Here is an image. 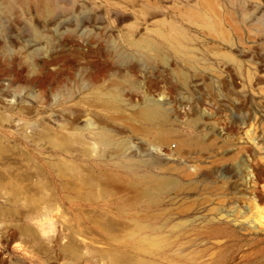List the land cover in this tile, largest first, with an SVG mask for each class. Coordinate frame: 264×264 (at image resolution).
Listing matches in <instances>:
<instances>
[{
	"label": "rangeland",
	"instance_id": "1",
	"mask_svg": "<svg viewBox=\"0 0 264 264\" xmlns=\"http://www.w3.org/2000/svg\"><path fill=\"white\" fill-rule=\"evenodd\" d=\"M176 30L184 51L162 37ZM76 126L88 157L50 141ZM125 158L155 163L131 171ZM60 160L101 179L98 200L34 198L40 178L70 193ZM147 172L141 195L129 184ZM71 230L78 255L64 250ZM114 256L264 264V0H0V264Z\"/></svg>",
	"mask_w": 264,
	"mask_h": 264
},
{
	"label": "bare ground",
	"instance_id": "2",
	"mask_svg": "<svg viewBox=\"0 0 264 264\" xmlns=\"http://www.w3.org/2000/svg\"><path fill=\"white\" fill-rule=\"evenodd\" d=\"M44 2V1H43ZM200 19V20H199ZM198 20L201 22V23H203L204 25H206V26H209V27H213L214 26V22H213V20H212V18L209 16V15H207V14H205V13H202V12H200L199 11V14H198ZM175 25V24H174ZM177 31V33H178V38H176V36H174V35H170L169 33H167V34H164V35H162V37L167 41V42H169V43H171V44H173L174 46H176V47H178V49H182L183 51H184V49H185V46H184V44L181 42V40H179V39H184V38H186V35L182 32V31H180V30H176ZM128 35V34H127ZM129 36V35H128ZM140 38H142V37H140ZM143 39V38H142ZM144 43H147V41H144L142 44H144ZM183 46V47H182ZM158 56H159V54H158ZM116 93V92H115ZM116 94H118V93H116ZM98 104V103H97ZM100 104H103V103H99V105ZM150 104H153L152 103V101L150 102ZM102 107H103V105H102ZM106 107V106H105ZM135 115V114H134ZM128 116V115H127ZM136 116V115H135ZM137 117V116H136ZM117 118V117H116ZM142 120V119H141ZM128 124H130V123H128ZM130 125H132V127H134L133 126V124L131 123ZM135 125V124H134ZM136 126V125H135ZM137 127H138V125H137ZM80 128H82V127H80ZM80 128L79 127H75L74 129H78L79 130V133H77V132H73L72 134H64V135H62V136H49L51 139H50V141L52 142V144H53V146L54 147H57V148H59L60 150H62V151H70V150H72V148H73V145L74 144H78L79 145V147L83 150V152H84V154L88 157V149H89V146H88V141L86 140V136H87V134L84 132V134L82 133V132H80ZM85 128V127H84ZM140 128V127H139ZM165 128V127H164ZM86 130H87V133H88V126L85 128ZM135 129V128H134ZM137 129V128H136ZM86 130H84V131H86ZM140 130H141V132H143V131H145V130H143V129H141L140 128ZM107 131V130H106ZM135 131V133L136 132H138L139 131V129H137V130H134ZM133 133V132H132ZM164 133V132H163ZM97 136V135H96ZM105 139V141H108V143L107 144H109V145H112V143L110 142V137H107V136H105L104 137ZM164 142H165V140H163ZM155 142H157L156 140H155ZM75 146V145H74ZM123 146H125V144H123L122 145V149H123ZM154 147V146H153ZM156 147V146H155ZM76 148H78V147H76ZM156 148H158V145H157V147ZM74 149V148H73ZM116 150V149H115ZM119 150V149H118ZM116 152H119V151H116ZM120 158V157H119ZM37 160V159H36ZM125 160H127V162H128V167H127V169L128 170H131V171H133L135 168H139V167H145V168H150L152 165H154V161H152L151 159H142V160H134V159H126L125 158ZM72 165V164H71ZM68 162H67V160H60V161H58L57 163H55V166H56V168L54 169L55 171H56V174H57V178H59V185H60V188H61V190L62 191H65V190H67V191H70V193L69 192H66L64 195H61L57 190H58V188L57 187H55V183L53 184L52 183V181H48V180H44V181H42V179L40 178V180L39 181H36V179H35V182H34V185H35V187L36 188H38V189H41V190H44L43 192H41V193H39V194H37L38 196H36V197H34V198H36L37 200H39L40 202H50L51 200H68V201H71V202H88V201H94V200H98V198L95 196V191H94V189H93V187H95V185H98V184H100L101 185V179L100 180H97L96 182L94 181V178H92L93 177V175L91 174L90 176H89V174H88V168H86V169H84L83 168V170H85L86 171V174H83V173H81L79 170H81V169H78L79 167H77L76 165L74 166V165H72L71 166ZM51 166H52V168H54V165H52L51 164ZM85 167V166H84ZM40 169V168H39ZM78 169V170H77ZM174 169V168H173ZM173 169H171V170H173ZM170 170V171H171ZM40 174V173H39ZM122 174V173H121ZM41 175V174H40ZM89 176V177H88ZM92 176V177H91ZM111 176V175H110ZM6 177V176H5ZM95 177V176H94ZM123 177H124V175H123ZM129 177V176H128ZM127 177V179H129ZM27 178V177H26ZM30 178V177H29ZM45 178V177H44ZM43 178V179H44ZM92 178V179H91ZM116 178H118V177H116ZM125 178V177H124ZM132 178V177H131ZM31 179V178H30ZM29 179V180H30ZM53 179V178H52ZM95 179H96V177H95ZM99 179V178H98ZM126 179V178H125ZM125 179H123V180H125ZM157 179V176L156 175H154L153 173H151V172H147V173H145V174H143V175H138V174H136V176H135V179L132 181V182H130V184H129V187L130 188H132L134 191H136L138 194H145L144 192H142V186L144 185V186H148V185H150V184H152L155 180ZM32 180V179H31ZM49 180H50V178H49ZM114 180H116V179H114ZM33 181V180H32ZM110 181V180H109ZM127 181H129V180H127ZM95 182V183H94ZM112 183H113V181H111ZM115 182H117V181H115ZM33 183V182H32ZM105 183V182H104ZM108 183V182H107ZM110 183V182H109ZM15 184H16V182L14 181V182H12L9 186L10 187H13L14 189V191H16V189H15ZM33 185V186H34ZM108 185V184H107ZM126 185V184H125ZM105 186V185H104ZM109 186V185H108ZM97 187V186H96ZM101 187V186H100ZM51 188H53V190H51ZM112 188V187H111ZM18 189H19V187H18ZM115 189V188H114ZM119 189V188H118ZM12 190V192H14ZM47 190H50L51 192H46ZM120 190V189H119ZM124 190V189H123ZM20 191V190H19ZM18 190L16 191V192H14V198L15 199H22L23 197L22 196H20L19 194H18V192H19ZM38 191V190H37ZM40 192V191H39ZM55 192V193H54ZM20 193V192H19ZM98 193V192H97ZM96 193V194H97ZM26 194V193H25ZM97 195H99V194H97ZM133 195V194H132ZM134 196V195H133ZM98 197H100V196H98ZM135 197V196H134ZM133 197V198H134ZM101 198V197H100ZM128 198V197H127ZM126 198V199H127ZM131 198V197H130ZM129 198V199H130ZM35 199V200H36ZM129 199H127V200H129ZM10 200H12V199H10ZM133 200V199H132ZM33 209H35V208H32V210ZM35 211V210H34ZM16 212V211H15ZM14 214V213H13ZM142 214V213H141ZM136 215V214H135ZM145 215H147V216H149L148 214H145ZM144 215V216H145ZM96 216H98V215H96ZM140 216H143V215H140ZM151 216V215H150ZM114 218V217H113ZM91 219V218H90ZM109 219H111V218H109ZM113 222H114V220H112ZM121 221V220H120ZM93 222V221H92ZM91 222V223H92ZM108 222H111L110 220L108 221ZM107 222V223H108ZM93 223H95V222H93ZM101 223V224H100ZM103 222H97L96 224H98L102 229H104L105 231H111V228H112V232L113 233H115L114 232V230L115 229H117V228H115V227H111V224H113L112 222H111V224L109 225H105V224H102ZM115 223H117V221H115ZM120 223V222H119ZM122 223V222H121ZM128 223H130V222H128ZM135 224V225H134ZM133 225L134 226H136L137 225V223H134ZM116 225V224H115ZM115 225H113V226H115ZM118 225V224H117ZM127 225V224H126ZM132 225V223H130L129 224V227ZM24 226H26V225H24ZM28 227H30V225L28 226ZM28 227H25V231L26 232H28V234L27 235H29V233H31V235L33 234V235H35L34 233H36L37 231L35 230V228H33V227H30V228H33L35 231L34 232H32L33 231V229H32V231H30V229H26V228H28ZM118 227V226H117ZM113 228H115V229H113ZM125 228H127V227H125ZM68 230V229H67ZM69 231V230H68ZM125 231V230H124ZM21 233H24L23 231L21 232ZM70 234H68V238H69V240H68V243H66V249H64V250H66V251H68V252H70L71 254H73V255H78L79 254V251H80V249H79V246H78V244H77V242L75 243V241H74V234H75V230H71L70 232H69ZM112 233V234H113ZM117 233H121V229H120V232L118 231ZM117 233H116V235H117ZM122 233H123V231H122ZM129 233V232H128ZM131 233V232H130ZM25 234V233H24ZM37 234H38V232H37ZM66 235V234H65ZM118 235H120V238H121V234H118ZM123 236V235H122ZM35 237H36V235H35ZM37 237H38V235H37ZM36 237V238H37ZM106 238V237H105ZM107 239V238H106ZM113 240H119L118 238H117V236H113V238H112ZM58 241V240H57ZM77 241V240H76ZM148 243H150L151 244V242H148ZM147 244V243H146ZM156 244V243H155ZM126 245V244H125ZM152 245V244H151ZM159 245V244H158ZM131 246V245H130ZM148 246H150L149 244H148ZM155 248V247H154ZM99 249H100V247H99ZM106 249H107V247H106ZM138 249V248H137ZM108 250V249H107ZM109 251L112 253H109L108 254V256L109 255H111V257H112V255H114V253H116L115 255H117V254H119V253H117L118 251H114V250H110L109 249ZM65 252V251H64ZM114 252V253H113ZM121 255L123 254V253H120ZM125 254V253H124ZM123 254V255H124ZM120 255V256H121ZM125 256H127L128 257V255H125ZM124 256V257H125ZM118 257H119V255H118ZM113 259H114V263L115 264H118V262L120 261H118L117 262V257L116 256H114L113 257ZM125 261V260H124ZM121 263H123V261H120ZM125 262H127V261H125ZM121 263H119V264H121Z\"/></svg>",
	"mask_w": 264,
	"mask_h": 264
}]
</instances>
